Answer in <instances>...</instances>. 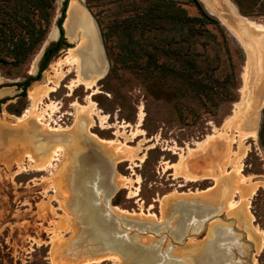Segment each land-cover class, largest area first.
I'll return each instance as SVG.
<instances>
[{
	"label": "rangeland",
	"instance_id": "rangeland-1",
	"mask_svg": "<svg viewBox=\"0 0 264 264\" xmlns=\"http://www.w3.org/2000/svg\"><path fill=\"white\" fill-rule=\"evenodd\" d=\"M76 1L96 25L106 64L105 72L92 86L85 87L80 81L95 73H82L76 64L62 59L79 38L77 30L68 35L64 29L62 35L68 46L51 54L24 93L15 84L26 74H35L44 47L59 37L56 19L63 0L53 1L47 32L25 62L14 66L0 60V264H139L109 249L106 257L89 263L87 259L94 255L91 252L84 253L86 256L82 252L78 256L63 255L72 244L75 250L89 249L106 233L116 238L110 225L135 236L137 245L168 250L180 256L179 261L191 262L201 253L208 254L207 244L218 236L227 260L216 261L264 264V103L258 109L254 137L248 131L255 121L250 123L245 109L243 115L233 117L229 127L226 125L238 110L236 106L245 105L240 94L246 67L242 44L207 11L202 0H174L188 14L211 20L204 25L213 37L206 33L192 35L171 45L176 46L173 52L179 50L194 60L197 67L192 74L205 85L201 90L197 81L194 84L192 79L166 70L158 75L149 67L151 57L145 50L159 46L172 34L165 27L140 28L135 19L148 0ZM228 1L238 12L247 13L239 12L242 16L264 26V0ZM215 2L220 7L225 0ZM68 5L66 0L61 26ZM126 48L134 53L121 59ZM171 50L156 54V59L175 69L179 55ZM55 83H59L55 89L46 92ZM31 89L36 93L33 101L28 98ZM28 108L27 115L17 121L15 116H23ZM140 112L142 118L137 125ZM48 125L66 131L73 139L62 144L51 142ZM208 135L211 139L196 149V142ZM28 153L32 160L26 159ZM80 154L86 160L85 174L73 176V182H69L70 169ZM202 171L210 173L209 177L190 179ZM230 172L236 176L231 194L236 203L227 208L230 184L224 182V176ZM91 174L98 180L100 175L102 188L108 185L103 188L104 194L113 188L108 202L122 209L102 207L112 221L106 226L95 202L84 204L77 217L68 204L73 189L85 192L84 180H91ZM217 175L220 182L215 180ZM80 183L82 187H76ZM195 199L196 204L190 203ZM180 202L185 205L180 206ZM201 206L207 210L192 215ZM239 207L250 217V224ZM211 251L219 256V249ZM250 252L251 263L247 259Z\"/></svg>",
	"mask_w": 264,
	"mask_h": 264
},
{
	"label": "bare ground",
	"instance_id": "bare-ground-1",
	"mask_svg": "<svg viewBox=\"0 0 264 264\" xmlns=\"http://www.w3.org/2000/svg\"><path fill=\"white\" fill-rule=\"evenodd\" d=\"M202 1L204 2V6L207 9V11L210 14L211 13L212 14L214 13V15L220 21V23L223 26H225L227 28V30H229L231 32V34H233L236 37V39L238 40V42L240 44H242L243 50L245 49L246 67L247 68L244 67V71H243V75H242L243 76L242 77L243 84H242V86L240 88V94H241V97L244 96L245 105L243 106L242 103H241V105L239 103L238 106H236L238 110H235L234 111L233 116L230 119L227 120L226 125L227 126L229 125V123L232 121L233 117L236 118V117H240L241 115H243L242 113H243V111L245 109V111H247L249 113V120L251 119L250 120L251 121L250 123L252 124L255 121V124H254L253 128L250 131H248V132L251 133L252 137H254V135H256V134H254V130H255V127H256V123L258 122L257 121L258 112H259L258 109L264 103V26L262 24H260V23H257L255 21H252V20L246 18L245 16H242L241 14H238L239 12H236L237 10L235 9V6H233L228 0H225L224 8H227L228 10H230L231 13L235 16V19L237 21V27L236 28H232V27L229 26V24L226 22L224 16L222 15L223 12L221 10L223 8H216L215 0H202ZM62 26H63L64 32L67 33L68 35H73L76 30L79 32V36H78L79 38H78V40L75 42L74 46H71V47H68L67 48V50L65 51L62 59L64 61L68 62V63L76 64V66H78L82 70V73L87 72V71H92L93 73H95L96 75H93V76H91L88 79H83V80L80 81L81 83L84 84L85 87L92 86V84L94 83V81L96 80V78L98 76H100L101 74H103L104 71H105V68H106V64L104 63L103 58H102V51H101V48L99 47L100 42H99V39H98V34H97L96 26H95L94 22L92 21L91 17L90 16L89 17L87 16L86 12L83 10V8H81L80 4L76 0H69V5L66 8L65 16H64V19H63V22H62ZM53 32L54 31L51 30L50 34H53ZM260 38H262V39H260ZM83 58H84V61L82 62V59ZM77 74H78V72H77ZM56 84H59V83H55L54 85H50L48 87V89L46 90V92L47 91L54 90L55 87H56ZM35 95H36V93L34 92L33 89H31L30 92L28 93V98L31 101H33L34 98H35ZM89 101H90V105L92 107H95V103L91 99H89ZM28 111H29V108L26 110V112H25V114L23 116H15L16 120L17 121L22 120L27 115V112ZM141 114L142 113L140 112L139 115H138V119H137V123H136L137 125L139 124V122H140V120L142 118L141 117ZM104 116H106V115H104ZM82 118H84V117H82ZM46 121L48 122V120H46ZM29 122H28V124H29ZM102 126H103V124H102ZM48 128H49L48 129L49 130V132H48V134H49V140L51 142H53V143L62 144V143L71 141V139H73L70 136H67V132L66 131L60 130L58 127H53V126H49L48 125ZM235 130H237V129H235ZM90 134L93 137L94 136L97 137L92 132H90ZM224 134H226V133H224ZM39 135H40V133H39ZM239 137H241V136H239ZM42 138H44V136ZM209 139H211L210 135H208L203 141L196 142V147L195 148L196 149L201 148L206 143V141L209 140ZM60 142H62V143H60ZM212 142H214V141H212ZM237 142H238V140H237ZM59 144H56V148L57 149H62V146L59 145ZM206 146H208V144ZM45 150H46V148H45ZM135 152H137V151H135ZM143 153L139 155V160L142 159ZM24 154H26V153H24ZM235 154H237V152ZM26 156H27L26 159L32 160V157H31V155L29 153ZM99 159H100V157H99ZM75 160H76V163L73 165V167L71 166L72 168L70 169V172L72 171V173L70 174V177H68V180L70 179L69 182H73V178H75L73 176L81 177L82 174H85L84 173L85 171H84L83 165L85 164L84 162L86 160H85V157L83 156V154H80L77 157V159H75ZM237 160H240V159H237ZM231 162H228V163H231ZM208 163H209V161H208ZM173 168L175 169V167H173ZM209 171H211V170H209ZM223 171H224V168H223ZM234 171L235 170L233 169V172ZM233 172L226 173V176H224V182L230 184V190L228 191V195L229 196H228V199H227L226 204H225L227 208H231V207L235 206V203H236L235 201H233V198H231L232 191H234L233 189H235V187H236V179H235L236 176L234 175L235 172L234 173ZM236 172H237V170H236ZM209 174L210 173H208V172H203L202 171L200 174H193V175L191 174L192 176L190 177V179H192V178L195 179V177H205V176H208L209 177ZM91 178H92L91 180H90V178L88 180L87 179L84 180V184H85L84 185V190H85V192L83 194L77 193L76 190L73 189L72 190V195H70V199L67 197L69 201L68 200H66V201H68V204L70 205L71 209L75 211L74 213H75V216L76 217L80 213V211H81L80 209L82 208V206L84 204H91L92 205V203L95 202L96 204L95 203L94 204H95V206H97L96 208H98V211L100 209V211H99L100 212V217H101L100 220L102 221V223H104V226H106L105 224L112 223V221H110L109 219H107L106 215L104 214V212L102 210V207L105 210H110V211L113 210V209H117V210H121L122 211V209H120L117 206L110 205V203L108 202V196L111 194V191L113 190V188H109L108 191L104 194V192H103L104 189L102 188V185H101L100 175H99V180H98V177L95 174H91ZM215 180H216V182L217 181L220 182V179H219V176L218 175H217V178L215 177ZM71 186H73V184H71ZM76 187H82L81 183L78 184ZM134 188L136 189L137 187H134ZM76 189H78V188H76ZM250 193H252V190L249 191V194ZM107 194H109V195H107ZM133 194H136V193L133 192ZM203 194H205V193H203ZM203 194H200V195H203ZM95 197H97L96 200H98V201L95 200ZM249 197H251V196H249ZM243 198H245V197H243ZM195 200H196V202L195 201L194 202L188 201V202L195 203L196 204L198 199H195ZM249 200H250V198H249ZM97 202H100V203L97 204ZM193 206L194 205H191V208ZM243 206H244V204H243ZM247 206H249V205H247ZM197 208H200V207H197ZM205 208H206V206H203L200 209L203 210ZM210 209H214V207H211ZM238 209L243 212V215H244L245 219L250 224V222H249L250 221V217H248V215L246 214V212L242 208L239 207ZM170 214L172 215V211L170 212ZM94 215H95V213H94ZM192 215H193V213H192ZM119 217H120V215H118V218ZM124 217L125 216H122V218H124ZM118 218L116 219L117 223L119 221ZM116 228H117V226H116ZM111 229H112L111 232L114 234V236L115 237H118L119 235L113 230V228H111ZM215 238H216V236H215ZM217 238L219 239L218 236H217ZM217 238L216 239H213L211 242H209L207 244L206 250H208V252H209L208 254H204L203 255V253H201L202 256H198L197 258H191V262L188 261L187 259H184L182 261L176 260L174 262V258L173 257H170L171 255H169V252H168V254H165L164 256H161L160 255L159 260H161L163 258L161 264H174V263H177V262H180V263H183V264H191V263L192 264H197V263H201V262H206V264H212L213 262L216 263V264H224L222 261H221L222 262L221 263L220 261H216L215 260V258H219L221 260H227V254H226L224 248H221V246L219 245V243L217 241ZM95 241H96V243L93 246H91L89 249H86L85 248V249H82V250H75L72 247L73 246V244H72L71 246H69L68 248H65L63 250V252H64L63 255L64 256L71 257V256H78V253L79 252H82L81 255H85L84 253L91 252V254H94V255L93 256H90L89 259H87V262L88 263L89 262H96V261H98V260L106 257L105 254H107L109 252H107V253L106 252H101L100 251V248L98 249L99 244H100L99 243V240L98 239H95ZM211 248H215V249L217 248V249H219V252H220L219 253V256L214 255L213 254V251H211ZM115 251L119 252L118 250H115ZM97 252H99V253L98 254H95ZM58 253H60V252H58ZM102 254L104 256H102ZM63 255H62V257H63ZM123 255H125V257L127 259H129V258L132 259V257H133L132 249L125 250V252H124ZM55 256H57V254ZM151 257H152V259H149ZM154 258H155V255L154 254H148L147 255V258H143V259L145 261H147V262L152 260V261L155 262L154 264H158L159 263V260H157V259L154 260Z\"/></svg>",
	"mask_w": 264,
	"mask_h": 264
},
{
	"label": "trees",
	"instance_id": "trees-1",
	"mask_svg": "<svg viewBox=\"0 0 264 264\" xmlns=\"http://www.w3.org/2000/svg\"><path fill=\"white\" fill-rule=\"evenodd\" d=\"M54 0H0V60L17 66L27 60L35 47L43 40L53 9ZM149 2L141 6V15L138 23L141 29L163 28L170 31L167 39L161 40L160 44L153 45L152 50H145L147 56L151 57L152 67L159 75L160 71L166 73H175L183 75L189 80H193L194 84L205 86L201 81L195 79L193 75L197 67L193 59L187 58L185 54L175 50L174 44L183 41L192 35H201L206 33L213 37V33L209 32L205 27V22H210V18L204 15H190L185 9L176 4L174 0H148ZM66 0H63L61 14L56 19L59 37L47 44L41 54L37 70L35 74H26L21 81L15 82L20 85L21 93L25 91L30 81L39 77L41 70L46 66L51 54L62 46H68V42L63 37L61 21ZM241 14H247L244 10H240ZM220 25V24H219ZM221 26V25H220ZM130 37V36H129ZM128 37V38H129ZM131 39V37H130ZM173 44V46H171ZM166 47V48H165ZM168 49H172L173 53L179 55V66L174 67L162 60L157 61L156 54L162 55ZM152 51V52H150ZM178 52V53H177ZM134 51L132 49H123L121 59L130 57ZM184 57V58H182ZM181 63V64H180ZM193 73V74H192Z\"/></svg>",
	"mask_w": 264,
	"mask_h": 264
},
{
	"label": "water",
	"instance_id": "water-1",
	"mask_svg": "<svg viewBox=\"0 0 264 264\" xmlns=\"http://www.w3.org/2000/svg\"><path fill=\"white\" fill-rule=\"evenodd\" d=\"M215 3H217V2H215ZM224 4L225 3H222V5L219 7V6H217L216 4V8H223L221 11L223 12L222 13V15L224 16V18H225V20H226V22L229 24V26L230 27H232V28H236L237 27V21H236V19H235V16L231 13V11L230 10H228L227 8H224ZM236 9V8H235ZM236 12H238V11H236ZM212 14V13H211ZM238 14H240V13H238ZM212 15H214V13L212 14ZM95 24V23H94ZM96 26V25H95ZM97 34H98V32H97ZM233 35V34H232ZM235 37V36H234ZM263 37V36H262ZM98 39H99V42H101V38H100V34H99V36H98ZM259 39V38H258ZM260 39H262V38H260ZM258 41V40H257ZM241 45V44H240ZM242 46V45H241ZM242 48H243V46H242ZM244 51H245V49H244ZM81 70V69H80ZM81 72H82V70H81ZM105 72V71H104ZM102 76V74L100 75V76H98L97 78H100ZM263 105V104H262ZM108 185H104L103 186V188L105 189V188H108L107 187ZM107 195H109V194H107ZM191 202H194V200L193 201H191ZM193 204V203H192ZM179 205L180 206H183V205H185L184 204V202H180L179 203ZM178 209L180 210V208L178 207ZM191 210H193V209H191ZM204 210H207L206 208L205 209H201V210H194V212L192 211V213L194 214V215H197V214H199V212H202V211H204ZM107 217V216H106ZM181 217H182V215H181ZM107 219H109V218H107ZM111 221V220H110ZM183 220H180V222L179 223H181ZM117 223V222H116ZM194 223H195V221H194ZM111 224V223H110ZM182 224V223H181ZM109 227V226H108ZM110 228H113V227H111L110 226ZM119 236L118 237H116V238H114L113 239V237L111 236V235H108L107 233L104 235V236H102L101 237V239H99V247H98V249L100 248V251L101 252H105L106 250H113V251H115V250H118L119 252L118 253H120L122 256H123V258L124 259H126L128 262H133V261H136V262H138L139 264H154L155 262L154 261H145L143 258H147V255L148 254H154L155 255V258H154V260L155 259H157V260H159V257H160V255L161 256H164L165 254H168V250H158L157 249V247L156 246H153V247H151L150 245H148V246H139V245H137L136 243H135V236H128V235H125V234H123L122 232H121V230H118V228H115V229H113ZM102 238H103V240H102ZM127 249H132V252H133V257H132V259L131 258H129V259H127L126 257H125V255H123L124 254V252H125V250H127ZM115 252H117V251H115ZM169 255H171L170 257H173L174 259H176V260H179V258H180V256H177V255H174V254H171V253H169ZM163 259V258H162ZM162 259L161 260H159V263L158 264H161V262H162ZM171 259V258H170ZM248 262L249 263H251V252L249 253V255H248Z\"/></svg>",
	"mask_w": 264,
	"mask_h": 264
},
{
	"label": "flooded vegetation",
	"instance_id": "flooded-vegetation-1",
	"mask_svg": "<svg viewBox=\"0 0 264 264\" xmlns=\"http://www.w3.org/2000/svg\"><path fill=\"white\" fill-rule=\"evenodd\" d=\"M62 27V26H61ZM62 30H63V28H62Z\"/></svg>",
	"mask_w": 264,
	"mask_h": 264
}]
</instances>
